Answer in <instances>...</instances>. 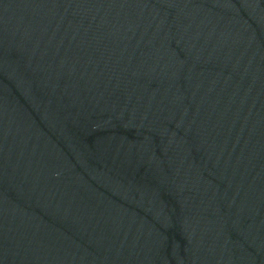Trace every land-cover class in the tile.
Here are the masks:
<instances>
[{"label":"water","instance_id":"obj_1","mask_svg":"<svg viewBox=\"0 0 264 264\" xmlns=\"http://www.w3.org/2000/svg\"><path fill=\"white\" fill-rule=\"evenodd\" d=\"M0 264H264V0H0Z\"/></svg>","mask_w":264,"mask_h":264}]
</instances>
